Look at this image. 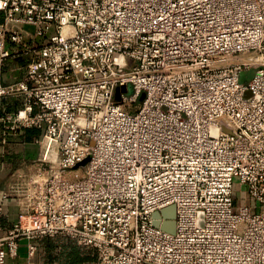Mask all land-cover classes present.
<instances>
[{
  "label": "built area",
  "instance_id": "1",
  "mask_svg": "<svg viewBox=\"0 0 264 264\" xmlns=\"http://www.w3.org/2000/svg\"><path fill=\"white\" fill-rule=\"evenodd\" d=\"M9 98L4 140L41 135L0 264L56 235L85 264H264V0H0Z\"/></svg>",
  "mask_w": 264,
  "mask_h": 264
},
{
  "label": "crops",
  "instance_id": "2",
  "mask_svg": "<svg viewBox=\"0 0 264 264\" xmlns=\"http://www.w3.org/2000/svg\"><path fill=\"white\" fill-rule=\"evenodd\" d=\"M9 62L5 70L6 78L11 79L10 74L14 72L7 69ZM14 101L13 98L4 100L0 104V111H13L16 107ZM4 138L0 123V204L3 206L0 215V238L7 234L20 216L19 200L12 189L16 184L27 182L35 171V159L39 153L36 142L39 137H30L25 130L9 135L6 140ZM33 242L37 245L33 255L28 254L29 241L23 239L19 244L18 255L7 258L5 264H85L100 258L95 247L81 244L66 235L40 237Z\"/></svg>",
  "mask_w": 264,
  "mask_h": 264
},
{
  "label": "water",
  "instance_id": "3",
  "mask_svg": "<svg viewBox=\"0 0 264 264\" xmlns=\"http://www.w3.org/2000/svg\"><path fill=\"white\" fill-rule=\"evenodd\" d=\"M122 89L126 90V87H122ZM131 92H132V89L130 88L129 93H131ZM144 97H145V94L142 93L140 96V100H143ZM176 211H177L176 205L173 204V205H170V206L164 208L163 210H161L159 212H156L154 214V218H155L154 224L156 226L162 225V227L165 230L174 233L176 230ZM161 217H164L166 219L162 224H161Z\"/></svg>",
  "mask_w": 264,
  "mask_h": 264
},
{
  "label": "rangeland",
  "instance_id": "4",
  "mask_svg": "<svg viewBox=\"0 0 264 264\" xmlns=\"http://www.w3.org/2000/svg\"><path fill=\"white\" fill-rule=\"evenodd\" d=\"M22 62V61H21ZM21 62H16V61H10L9 62V65H8V70H11V72H14V73H11L10 74V78H17L18 76L21 75V71H17L19 73L16 72V70H18V68L23 65ZM17 68V69H16ZM255 74V69H246L242 72L241 74V81L244 82V83H248L249 81H251V79L253 78ZM15 102V101H14ZM39 148V147H38ZM235 195L237 197V205H239L240 203H242L243 201V198H244V195L243 192L241 191L240 187L237 186L236 190H235ZM246 202L247 203H252V200L246 198Z\"/></svg>",
  "mask_w": 264,
  "mask_h": 264
},
{
  "label": "trees",
  "instance_id": "5",
  "mask_svg": "<svg viewBox=\"0 0 264 264\" xmlns=\"http://www.w3.org/2000/svg\"><path fill=\"white\" fill-rule=\"evenodd\" d=\"M25 131L30 137H40L41 135L40 130L37 129H26Z\"/></svg>",
  "mask_w": 264,
  "mask_h": 264
}]
</instances>
